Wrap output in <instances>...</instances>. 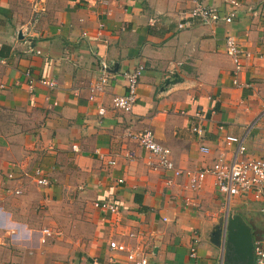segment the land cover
Here are the masks:
<instances>
[{
	"label": "crops",
	"instance_id": "crops-1",
	"mask_svg": "<svg viewBox=\"0 0 264 264\" xmlns=\"http://www.w3.org/2000/svg\"><path fill=\"white\" fill-rule=\"evenodd\" d=\"M193 1L44 0L30 24L27 0H0V111L13 116L0 120V264H109L110 256L126 264L106 242H127L124 234L137 230L147 238V264H222L221 245L208 242L217 219L238 214L251 234L252 221H264L253 202L226 204L210 177L193 192L183 177L165 185L167 173L126 136L150 131L177 169L209 164L220 151L228 158L234 146H223V135L241 139L249 157L264 155V0H239L229 24L187 18ZM225 34L249 53L240 86L230 82ZM99 64L116 77L88 102ZM137 66L130 112L111 109L110 97L123 93L119 73ZM39 79H52L54 89ZM196 122L199 136L189 129ZM34 167L46 185L33 182ZM9 171L18 178L4 180ZM94 201L115 212L92 208ZM41 229L58 233L40 243Z\"/></svg>",
	"mask_w": 264,
	"mask_h": 264
},
{
	"label": "built area",
	"instance_id": "built-area-1",
	"mask_svg": "<svg viewBox=\"0 0 264 264\" xmlns=\"http://www.w3.org/2000/svg\"><path fill=\"white\" fill-rule=\"evenodd\" d=\"M210 1V0H206ZM219 4H203L202 0L193 1L190 9L185 13L187 18L195 19L203 24H213L220 20L224 24H229L235 17L237 10L240 8L239 0H214ZM29 10V22L33 24L44 12V0H27ZM181 24H177L180 27ZM222 52L230 62V82L232 86H240L237 77L242 70L243 61L249 57V53L244 51L233 36L225 34L222 38ZM142 70L141 66H137L131 70L121 71L118 77L122 81L123 93L113 95L109 99V107L113 110L129 113L135 101V89L137 79ZM97 76L87 85L86 100L94 102L96 97L102 94L105 88L115 79V74L108 71L107 67L99 64L97 68ZM22 76L25 77L26 87L31 88L33 80L29 77L28 71H23ZM39 85L45 87L49 91L54 89V81L52 79H39L36 81ZM104 113L103 107H96V114L101 116ZM193 117L198 119V115L194 113ZM190 132L199 136L202 133L201 126L196 122L190 125ZM126 136L133 140L140 148L145 150L153 157L151 167L162 170L167 173V178L163 180L165 185H169L174 178L183 177L185 179L184 187L193 192L198 190L205 177L211 178L212 188L214 192L222 197L226 204L232 200L241 202H253L256 204L257 212L264 217V155L261 157H249L245 154V148L241 139L232 135H223L222 144L227 147L234 146L228 158L224 157L223 151L210 161L209 164L203 165L196 169H177L173 166L167 148L157 144L148 130L136 132H127ZM76 151L74 146L70 147ZM200 153H206L205 147H199ZM112 163V162H110ZM33 182L37 185H46V178L43 171L39 167L31 170ZM4 180L11 181L16 178L10 171L4 174ZM120 182V180H117ZM11 194L18 195L19 188L10 190ZM92 208L96 210L114 213V205L107 202L92 203ZM58 232L48 229H41V237L39 242L42 243L46 237L56 235ZM127 242L119 240H108L106 248L110 253L121 254L126 264H147L148 248L147 238L142 231H128L125 234ZM224 241V230L220 232V243ZM198 244V236L195 231L191 232L189 243L187 246V255L194 258L195 249ZM252 264H264V238L252 237L251 242ZM109 264L113 263L110 256L107 259Z\"/></svg>",
	"mask_w": 264,
	"mask_h": 264
},
{
	"label": "water",
	"instance_id": "water-1",
	"mask_svg": "<svg viewBox=\"0 0 264 264\" xmlns=\"http://www.w3.org/2000/svg\"><path fill=\"white\" fill-rule=\"evenodd\" d=\"M20 33L16 38L20 39ZM170 81L166 80L165 84ZM173 83V81H171ZM224 230V241L220 243V232ZM208 242L222 249V264H252L250 227L238 214H226L219 217L211 227L208 234Z\"/></svg>",
	"mask_w": 264,
	"mask_h": 264
},
{
	"label": "rangeland",
	"instance_id": "rangeland-1",
	"mask_svg": "<svg viewBox=\"0 0 264 264\" xmlns=\"http://www.w3.org/2000/svg\"><path fill=\"white\" fill-rule=\"evenodd\" d=\"M13 118V116L11 114H9L8 112L5 111H0V120H11ZM229 209H233V207H229ZM254 221H252V234L254 237H258V236H263L264 237V221L261 220L258 223V226H254ZM255 227H257L258 229H256Z\"/></svg>",
	"mask_w": 264,
	"mask_h": 264
}]
</instances>
